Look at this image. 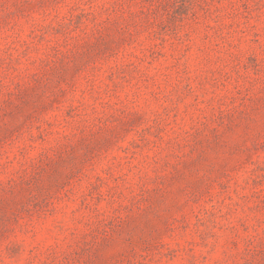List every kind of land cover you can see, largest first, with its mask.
<instances>
[{
  "label": "rangeland",
  "instance_id": "rangeland-1",
  "mask_svg": "<svg viewBox=\"0 0 264 264\" xmlns=\"http://www.w3.org/2000/svg\"><path fill=\"white\" fill-rule=\"evenodd\" d=\"M0 264H264V0H0Z\"/></svg>",
  "mask_w": 264,
  "mask_h": 264
}]
</instances>
